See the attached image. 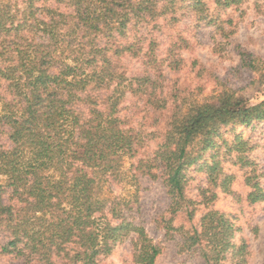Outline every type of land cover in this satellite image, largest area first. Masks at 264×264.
<instances>
[{"label":"trees","instance_id":"1","mask_svg":"<svg viewBox=\"0 0 264 264\" xmlns=\"http://www.w3.org/2000/svg\"><path fill=\"white\" fill-rule=\"evenodd\" d=\"M25 1L32 10L30 4L36 0ZM186 1L196 18L216 26L219 14L240 0H215L216 17L209 13V0H70L72 7L67 13L45 10L43 17L49 15L46 22L30 11L19 19L8 6L0 7V85L6 84L0 93V134L6 135L11 145L0 148V231H7L11 238L0 246L2 256L13 255L18 264H34L42 257L47 264H56L51 261L56 258L63 264H96L99 256H107L128 232H134L135 263L155 264L160 248L131 221L129 202L102 196L107 177L117 180L121 158H133L141 148V141L122 128L123 120L116 115L121 91L110 88L116 80L119 85L128 81L116 71V59L134 48L145 57L140 45L146 38L123 44L115 38L124 39L130 28L143 25L160 29V18L165 26L174 25L177 19L173 14ZM66 24L87 34L79 33L86 41L79 39L73 50L66 41L70 36L63 32ZM37 26L42 36L32 34ZM217 27L227 41L228 28L233 27L231 16ZM100 29H106L107 36H96ZM179 42L188 46L183 38ZM174 45L167 59L172 57L168 65L177 70L181 61L177 53L182 48ZM154 48L152 41L146 49L145 71L156 73L155 79L132 77L130 82L135 81L138 89L154 88L162 76ZM66 51L76 53L71 54L72 65L63 62ZM239 52L253 69L256 57ZM93 90L111 93L102 102L103 110L97 108L99 101L91 98ZM150 101L159 107L158 99ZM168 120L170 128L163 142L151 159L137 162L139 175L132 177L162 180L172 205L187 210L192 220L193 202L185 197L187 169L198 163L201 151L213 145L220 129L263 122L264 99L250 104L227 94L226 98L191 104L183 113L173 112ZM255 184L250 197L257 203L264 200V194L257 193ZM230 217L218 210L207 211L198 227L186 234L181 250L196 249L204 264H245V245H237L235 237L242 231ZM113 221L118 224L113 226ZM164 229L167 235L173 230L170 225Z\"/></svg>","mask_w":264,"mask_h":264},{"label":"rangeland","instance_id":"2","mask_svg":"<svg viewBox=\"0 0 264 264\" xmlns=\"http://www.w3.org/2000/svg\"><path fill=\"white\" fill-rule=\"evenodd\" d=\"M207 2L209 13L216 17L219 14L218 10L216 15L214 13L216 1ZM189 5V1L178 5L173 14L177 19L174 25L165 26L160 18L157 20L160 29L152 30L151 25H143L130 28L124 39L115 38V42L123 44L145 37L146 42L140 46L147 54L148 44L155 42L153 55L155 63L158 61L157 71L162 76L156 78L158 83L154 88L138 89L135 81L130 82L132 77L148 75L155 79L156 73L145 71L147 54L143 57L142 51L134 48L132 52L116 59V71L122 72L128 79L123 85H119L117 80L111 85V91L118 88L122 93L116 115L123 120L122 128L132 132L141 141V148L135 157L125 155L121 158L115 173L118 178L113 181L111 175L107 177L109 179L103 187L102 196L129 202L132 208L131 221L143 228L151 242L160 248L155 264H204L196 249L185 252L181 250V243L186 234L198 227L200 218L209 210L230 215L234 224L240 228L242 234L237 233L235 237L237 245H245V264H264V200L256 203L250 197L255 192L252 187L255 183L258 186L257 193L264 194V121L254 123L253 126L237 124L220 129L213 145L201 151L198 163L187 169L185 197L193 202L192 220L187 216V210H179L176 205H172V198L162 180H150L147 177L134 180L132 177L138 174L135 169L137 162L140 159H151L163 142L170 128L168 118L173 112L180 110L183 113L191 104H201L221 96L226 98L227 94L247 100L250 104L264 99V0L238 1V5L219 14L215 20L216 26L196 18L188 8ZM3 6L18 13L19 19L23 18L26 11L43 17L45 10L59 14L67 13L72 7L70 0H36L30 4L33 11L25 0H0V7ZM227 15L231 16L233 27L228 28L231 34L226 41L217 26L221 20L227 19ZM43 18L46 22L49 15ZM227 27L224 26L225 29ZM64 29L67 32H63L70 36L66 38L69 50L78 47L79 39L86 41L79 34L86 36L84 31H78L67 24ZM32 34L37 37L43 35L39 32V26ZM107 34L106 29H100L96 36ZM179 38L185 39L188 46L182 45ZM174 44L182 48L177 53L181 56L177 70L168 65L172 57L167 59ZM239 50L256 57L253 69L248 61H242ZM71 54L76 53L66 51L64 63L73 64ZM85 71L91 73L89 68ZM5 87V83L0 85V93L5 91ZM92 93L91 98L99 101L97 108L103 110L105 103L102 102L111 93H105L104 90H93ZM151 98L158 99L159 107L151 103ZM10 146L7 136L0 134V148L7 149ZM225 179H229L227 185ZM117 224L118 221L112 222L113 226ZM165 225L173 228L168 231V235ZM136 237L134 232H128L124 240L118 242L107 256H99L96 264H136L133 258ZM10 240L7 231L1 230L0 246ZM54 260L51 259L52 263L63 264L59 258ZM17 261L13 255L5 257L0 254V264H18ZM34 264L47 263L42 257L40 262Z\"/></svg>","mask_w":264,"mask_h":264}]
</instances>
